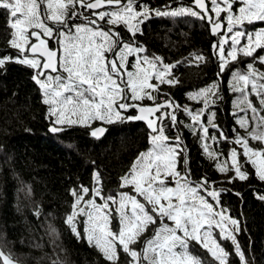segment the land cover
<instances>
[{"label":"snow or ice","instance_id":"6c2138e0","mask_svg":"<svg viewBox=\"0 0 264 264\" xmlns=\"http://www.w3.org/2000/svg\"><path fill=\"white\" fill-rule=\"evenodd\" d=\"M78 7L93 10L91 16L96 19L83 16ZM97 9L104 10L95 11ZM151 11L147 5L138 6L137 0H0V14L8 16V26L13 30L9 44L17 50L15 57H0V67L6 62H15L35 70L32 79L42 91L43 102L49 105V117H55L50 128L53 133L63 130L57 125L90 127L96 120L105 123L140 120L151 130L150 148L140 152L121 177L120 188L130 191L105 196L99 174L94 177L95 186L91 189L81 185L71 190L74 202L66 223L78 239L81 232L77 218L83 217L80 221L83 238L99 249L111 264L119 261V250L131 257L129 264H205L192 251L193 242L207 250L219 264H227L228 253L214 235V229H219V240L230 239L245 264L235 235L239 231L238 221L216 211L215 205L201 194L206 192L218 203L219 193L208 190L206 179L195 184L189 179L190 170L186 167L183 171L177 170L178 158L184 151L182 137L166 135L164 120L175 126L177 115L168 109L179 105L170 100L158 102L162 94L160 85L178 83L170 78L175 65L164 63L159 56L141 57L139 54L146 49L126 42L118 30L123 25L135 37ZM155 12L156 15H187L206 20L212 35L219 37L212 47L220 61L221 73L230 62H240L238 56L252 58L246 71L232 72L229 82L230 90L239 93L235 106L244 105L241 111L251 112L250 119L247 114L237 119L247 135L237 132L235 138L230 139L219 131L221 139L239 145L243 151L232 148L230 165L224 161L217 162L216 167L224 173L234 171L235 175L229 178L231 182L236 178L246 180L248 173L243 165L251 163L259 179L264 180V147L250 144L256 141L264 145V115L261 114L264 113V70L256 67L257 63L264 66V55H254L257 49H264V28L249 31L246 27L264 22V0H193L192 7ZM222 13L225 14L223 19ZM82 16L86 22L76 23ZM105 25L111 27L106 29ZM221 32L223 35H219ZM56 37H59L56 40L59 48L51 46ZM226 44L229 45L227 51ZM132 56H135L134 63L129 61ZM194 58L205 60L202 55ZM217 91L218 84L213 83L190 94V99L202 100L203 107L195 111L184 108L193 122L187 127L201 133L204 151L213 159L219 154L210 150L206 141L218 143L215 135H209V126L218 128L214 123L215 113L207 116L206 123L202 116L209 108L210 97ZM144 100L151 101V105L143 104ZM138 101L141 103H136ZM130 109L138 114H123ZM103 131L96 128L91 135L98 136ZM240 156L245 159L240 160ZM184 163L186 166V159ZM117 218L118 226L113 228V220ZM228 224L233 227L229 229ZM150 228L143 246L132 247L141 242L140 238ZM0 258L3 264H14L3 252Z\"/></svg>","mask_w":264,"mask_h":264},{"label":"trees","instance_id":"16d2710c","mask_svg":"<svg viewBox=\"0 0 264 264\" xmlns=\"http://www.w3.org/2000/svg\"><path fill=\"white\" fill-rule=\"evenodd\" d=\"M191 2L137 0L138 6L144 4L152 10L140 25V32L133 37L123 25L118 30L126 42L146 49L139 54L141 57L159 56L164 63L175 65L170 78H175L178 83L160 85L162 94L158 102L163 99L179 105L175 109L177 124L173 126L165 119L166 134L179 135L183 141L184 151L178 158L177 168L179 171L185 167L190 170L189 179L195 184L205 179L208 186L212 184V189L219 193L220 210L238 221L239 231L235 235L245 264H264V199L260 198L264 196V180L259 179L251 163L243 165V170L248 173L246 180L236 178L231 182L229 178L235 175L234 171L224 173L216 167L217 162L227 161L230 165L232 148L243 151L238 145L221 139L219 131L230 139H234L237 132L247 135L237 119L246 114L250 119L251 112L241 111L244 105L235 106L239 93L230 90L229 82L232 72L246 71L252 58L238 56L240 62H230L221 73L218 56L212 47L219 37L210 33L205 20L187 15H156L155 12L192 7ZM78 11L91 17L83 8L78 7ZM246 27L249 31L257 30L264 28V22ZM12 31L8 16L0 14V57L17 55V50L9 44ZM195 55H202L205 60L198 61ZM254 55H264V49H257ZM256 67L264 70L259 63ZM32 76L31 68L15 62H6L0 67V251L18 264H111L83 238L80 224L77 227L81 238L78 239L66 223L74 202L71 190L81 185L91 189L93 175L99 174L105 196L126 191L120 188L121 177L128 172L137 155L147 151L150 131L134 120L112 123L96 120L90 127L57 125L63 130L50 133L48 128L53 126L55 117H49V105L43 102L42 91ZM213 83L218 84V91L210 97L202 121L206 123L207 116L215 113L214 123L218 128L209 126V135H215L218 143L211 140L206 143L210 150L219 154L216 159L204 151L201 133H194L187 127L193 122L184 111L185 106L193 111L202 108V100L197 102L189 96ZM251 98L255 100V97ZM142 103L151 105L152 102L144 100ZM132 113L134 111L130 109L123 114ZM97 126L105 127L106 131L100 139H93L89 133ZM250 144L264 147L256 141H250ZM239 159L245 158L240 156ZM113 226L117 227L116 219ZM150 233L151 228L140 238L141 242L132 247H142L144 237ZM214 235L228 253L227 264H242L232 241L219 240L216 232ZM192 251L205 264H219L195 242ZM119 257L117 264H129L131 260L122 250H119Z\"/></svg>","mask_w":264,"mask_h":264},{"label":"rangeland","instance_id":"374dc122","mask_svg":"<svg viewBox=\"0 0 264 264\" xmlns=\"http://www.w3.org/2000/svg\"><path fill=\"white\" fill-rule=\"evenodd\" d=\"M224 13H222L221 14V18L223 19V17H224ZM124 27V26H123ZM126 29V28H125ZM257 30H259V29H257ZM126 31H127V29H126ZM219 35H223V32H221V34H219ZM230 35V34H229ZM229 48V45H225V49H226V51H227V49ZM130 59H131V62L132 63H134L135 62V56H132V57H130ZM220 62V61H219ZM39 88V87H38ZM40 89V88H39ZM41 90V89H40ZM164 125L166 126V121L164 120ZM166 129V128H165ZM167 135V134H166ZM169 137H172V138H174L173 136H169ZM148 143H149V136H148ZM239 146V145H238ZM240 147V146H239ZM150 148V144H149V147H148V149ZM182 148V147H181ZM241 148V147H240ZM147 149V150H148ZM177 170H178V168H177ZM96 176V174H94L93 175V186H95V179H94V177ZM169 179H171V178H169ZM92 186V187H93ZM172 186H174V185H172ZM210 188H212V184H209V186H208V190L210 191ZM126 189V191H130V189H127V188H125ZM201 194H203V195H205L206 196V198L211 202V203H213L214 205H215V203H214V200L210 197V196H207V193L206 192H202ZM86 199H87V197H86ZM211 199H212V201H211ZM98 202H99V200H98ZM215 210L216 211H218V212H222L220 209H218V207H216V205H215ZM224 213V212H223ZM224 215H226V213H224ZM227 216V215H226ZM84 218L83 217H78L77 218V226L80 224L81 226H82V230H83V224L82 223H80V221H82ZM117 220V226H118V218L116 219ZM227 223V222H226ZM69 226V225H68ZM112 226H113V224H112ZM70 227V226H69ZM114 227V226H113ZM228 227H229V229H231L233 226L231 225V224H228ZM70 229H71V227H70ZM72 231V230H71ZM214 232H216L218 235V237H219V229H214ZM229 241H231L230 239H228ZM86 241H87V239H86ZM88 242V241H87ZM202 248V247H201ZM203 249V248H202ZM99 250V249H98ZM205 250V249H204ZM210 256H211V254L207 251V250H205ZM99 252L103 255V253L99 250ZM212 257V256H211ZM213 258V257H212ZM130 259H131V257H130ZM217 261V260H216ZM219 262V261H218Z\"/></svg>","mask_w":264,"mask_h":264},{"label":"water","instance_id":"95a60500","mask_svg":"<svg viewBox=\"0 0 264 264\" xmlns=\"http://www.w3.org/2000/svg\"><path fill=\"white\" fill-rule=\"evenodd\" d=\"M191 6H193V0H192V2H191ZM108 7H112V6H108ZM101 10H104V9H97V10H95V11H101ZM197 11H199V9H196ZM86 11H88V12H92L93 10H86ZM206 21V20H205ZM206 23H207V21H206ZM208 24V23H207ZM208 27H209V31H210V33H211V26L208 24ZM212 34V33H211ZM221 34V33H220ZM42 59V58H41ZM50 71V70H49ZM133 111H134V113H136V110L135 109H132ZM174 109H168V111L169 112H171V111H173ZM136 114H138V113H136ZM135 122H138V123H140V124H142L148 131H151L149 128H148V126H147V123L145 122V121H140V120H134ZM52 127V126H51ZM51 127H49L48 128V131L50 132V133H53V132H51L50 131V128ZM96 128H103L104 129V131H103V133L102 134H99L98 136H93V135H91V132L94 130V129H96ZM105 131H106V129H105V127H103V126H97V127H95V128H93L91 131H90V137L91 138H93V139H100L103 135H104V133H105ZM59 132H61V131H59ZM59 132H56V133H59ZM1 252V251H0ZM5 255V254H4ZM6 256V255H5ZM0 262H1V264H3V259L2 258H0ZM14 264H18L17 262H15L14 261Z\"/></svg>","mask_w":264,"mask_h":264},{"label":"flooded vegetation","instance_id":"af4514ba","mask_svg":"<svg viewBox=\"0 0 264 264\" xmlns=\"http://www.w3.org/2000/svg\"><path fill=\"white\" fill-rule=\"evenodd\" d=\"M102 11V10H101ZM91 19H96V17L95 16H92V18ZM76 23H79V24H83V23H85L86 21L84 20V18H83V16L82 17H80L79 19H77L76 21H75ZM98 23H103V22H98ZM91 27H95V25H90ZM108 27H111V26H108V25H105V28L107 29ZM63 31H67V29H62ZM121 32V31H120ZM57 39H59V37H56L55 39H53L52 41H51V46L53 47V48H59V45L57 44V42H56V40ZM52 75H55V73H52Z\"/></svg>","mask_w":264,"mask_h":264},{"label":"built area","instance_id":"2783aa9c","mask_svg":"<svg viewBox=\"0 0 264 264\" xmlns=\"http://www.w3.org/2000/svg\"><path fill=\"white\" fill-rule=\"evenodd\" d=\"M26 66V65H25ZM28 67V66H27ZM30 68V67H29ZM32 69V68H31ZM33 70V69H32ZM35 70H33V72H34ZM34 75V74H33ZM33 77V76H32ZM34 81V80H33ZM34 83H35V81H34ZM36 84V83H35ZM36 86H38L37 84H36ZM39 87V86H38ZM174 105H176L175 103H174ZM176 108H178V107H176ZM186 113V112H185ZM187 114V113H186ZM187 116L189 117V119L191 120V118H190V116L187 114ZM192 121V120H191ZM172 127V126H171ZM210 191H213V190H211V188H210ZM214 203H215V205H216V207H218V209H219V205H218V203H217V201H215L214 200Z\"/></svg>","mask_w":264,"mask_h":264}]
</instances>
